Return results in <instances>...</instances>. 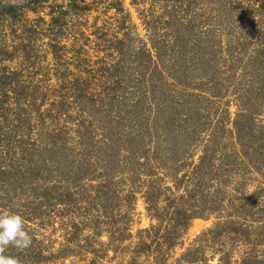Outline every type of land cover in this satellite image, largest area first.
Segmentation results:
<instances>
[{"label": "rangeland", "instance_id": "obj_1", "mask_svg": "<svg viewBox=\"0 0 264 264\" xmlns=\"http://www.w3.org/2000/svg\"><path fill=\"white\" fill-rule=\"evenodd\" d=\"M7 209L18 264H264V0H0Z\"/></svg>", "mask_w": 264, "mask_h": 264}, {"label": "clouds", "instance_id": "obj_2", "mask_svg": "<svg viewBox=\"0 0 264 264\" xmlns=\"http://www.w3.org/2000/svg\"><path fill=\"white\" fill-rule=\"evenodd\" d=\"M32 242V237L26 231L23 217L11 209L0 211V264H18V260L3 254L8 246L25 249Z\"/></svg>", "mask_w": 264, "mask_h": 264}, {"label": "trees", "instance_id": "obj_3", "mask_svg": "<svg viewBox=\"0 0 264 264\" xmlns=\"http://www.w3.org/2000/svg\"><path fill=\"white\" fill-rule=\"evenodd\" d=\"M19 8H20V5H18V6L15 5L14 7H12V12L14 14H10V16H12L14 18L19 16ZM5 12H7V11H5ZM75 13H76V10H75ZM218 264H232V263L227 261V260H222V262L221 263L219 262ZM235 264H248V260H246V258L243 257L238 262H236Z\"/></svg>", "mask_w": 264, "mask_h": 264}]
</instances>
